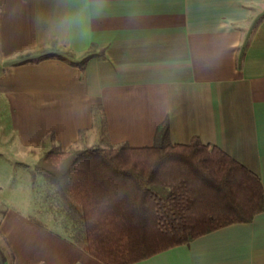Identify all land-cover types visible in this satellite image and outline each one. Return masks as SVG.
<instances>
[{
    "label": "crops",
    "instance_id": "0c3cea01",
    "mask_svg": "<svg viewBox=\"0 0 264 264\" xmlns=\"http://www.w3.org/2000/svg\"><path fill=\"white\" fill-rule=\"evenodd\" d=\"M166 121L171 143L217 146L264 190V0H0V178L38 176L50 151L152 147ZM210 193L202 208L219 209ZM61 207L0 211L4 264H105ZM133 264H264V211Z\"/></svg>",
    "mask_w": 264,
    "mask_h": 264
},
{
    "label": "trees",
    "instance_id": "16d2710c",
    "mask_svg": "<svg viewBox=\"0 0 264 264\" xmlns=\"http://www.w3.org/2000/svg\"><path fill=\"white\" fill-rule=\"evenodd\" d=\"M174 159L185 164L186 174L165 177ZM35 169L80 210L87 234L83 247L105 264L143 261L226 226L251 222L264 211L256 174L198 137L189 144L171 143L167 121L158 126L152 147L50 151ZM118 178L132 182L134 194L121 195ZM206 186L209 193L201 191ZM211 191L223 198L219 209L200 204ZM0 260L5 263L1 250Z\"/></svg>",
    "mask_w": 264,
    "mask_h": 264
},
{
    "label": "rangeland",
    "instance_id": "374dc122",
    "mask_svg": "<svg viewBox=\"0 0 264 264\" xmlns=\"http://www.w3.org/2000/svg\"><path fill=\"white\" fill-rule=\"evenodd\" d=\"M5 149L6 148L2 150ZM23 163L27 162L22 161V163L17 165H24ZM2 165L3 164L1 163L0 166ZM20 171L21 170H18V172H16L15 178H0V211L9 206H15L26 213H32L31 211L34 209L33 207L37 206L39 208H44L42 211L44 215L48 216L47 218L53 216L54 220L60 218L63 219L64 216L62 215L63 212L61 206L65 205V200H60L55 194H52V199L45 195V193H51L50 190L47 191L45 189L46 186L57 190L56 186L46 181L41 175L35 176L30 174L31 178L25 179L24 177H21ZM28 182L34 183L35 190L33 187L31 189L27 188ZM27 206H30V208L27 209Z\"/></svg>",
    "mask_w": 264,
    "mask_h": 264
}]
</instances>
